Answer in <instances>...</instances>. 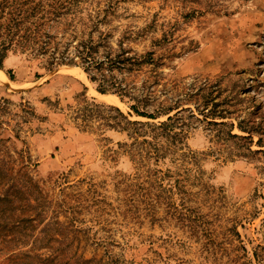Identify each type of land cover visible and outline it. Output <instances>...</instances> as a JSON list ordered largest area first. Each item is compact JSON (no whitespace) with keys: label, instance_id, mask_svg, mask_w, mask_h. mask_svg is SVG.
Wrapping results in <instances>:
<instances>
[{"label":"rangeland","instance_id":"374dc122","mask_svg":"<svg viewBox=\"0 0 264 264\" xmlns=\"http://www.w3.org/2000/svg\"><path fill=\"white\" fill-rule=\"evenodd\" d=\"M34 2L48 52L0 69V264H264V0ZM88 42L155 64L101 94ZM175 116L161 159L126 130Z\"/></svg>","mask_w":264,"mask_h":264},{"label":"trees","instance_id":"16d2710c","mask_svg":"<svg viewBox=\"0 0 264 264\" xmlns=\"http://www.w3.org/2000/svg\"><path fill=\"white\" fill-rule=\"evenodd\" d=\"M11 4L12 10L9 13V20L0 22V30H5L4 35L2 33L0 34V69H2L3 62L8 57V52L13 48L19 50L22 54L29 52L32 55L36 54L35 56L46 54L49 49V40H46L49 37L42 33L49 12L46 13L42 4L40 2L35 3L34 0H13ZM52 13L58 12L55 11ZM2 19V15H0V21ZM76 50L77 54L75 58L70 60L69 63H75V60L78 59L79 64L82 65L84 72L89 76L91 82H99V93L106 94V92L110 91L118 95L121 99L130 97L128 88H123L115 79L112 81L107 80L105 72L112 73L114 70L131 72L134 68L140 67L143 64H155L152 53L137 58L127 56L129 52H122L114 58L107 57L105 60H100L97 57L98 48L93 42L81 43L77 46ZM53 62H57L55 58H53ZM65 62L66 60L61 61L62 64H65ZM8 75L13 80L11 72ZM131 110L140 118L150 120L158 119L154 115L142 112L137 105H132ZM115 111L124 117L118 109H115ZM176 117H169L166 122L160 123L159 126H149L127 120L126 130L132 133L130 137L138 144L143 145V147L146 145L154 147L156 157L161 159L170 151L168 146L166 147L161 143L163 139L166 140L163 143H170L175 146L174 143L177 142V139L183 140L185 138L183 133H174V128L171 123L178 121ZM222 125L224 126L225 124L222 123ZM144 128H149L151 131L146 132L143 130ZM239 129L242 132L245 131L243 128ZM229 136L236 139H243L240 136H232V134H229ZM141 138H144V140L140 141ZM162 149H164V154H162ZM88 263H91V261L85 262V264Z\"/></svg>","mask_w":264,"mask_h":264},{"label":"bare ground","instance_id":"6f19581e","mask_svg":"<svg viewBox=\"0 0 264 264\" xmlns=\"http://www.w3.org/2000/svg\"><path fill=\"white\" fill-rule=\"evenodd\" d=\"M101 97L103 98L104 102H107L109 104H116V100L115 99H110V98H107V97L102 96V95H101Z\"/></svg>","mask_w":264,"mask_h":264}]
</instances>
